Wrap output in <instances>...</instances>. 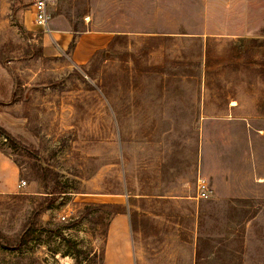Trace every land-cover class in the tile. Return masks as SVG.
<instances>
[{
	"label": "rangeland",
	"instance_id": "374dc122",
	"mask_svg": "<svg viewBox=\"0 0 264 264\" xmlns=\"http://www.w3.org/2000/svg\"><path fill=\"white\" fill-rule=\"evenodd\" d=\"M32 3L0 0V150L27 181L0 192V264H98L121 209L136 264H264V0H56L47 28ZM63 26L114 39L75 64L44 43Z\"/></svg>",
	"mask_w": 264,
	"mask_h": 264
},
{
	"label": "crops",
	"instance_id": "0c3cea01",
	"mask_svg": "<svg viewBox=\"0 0 264 264\" xmlns=\"http://www.w3.org/2000/svg\"><path fill=\"white\" fill-rule=\"evenodd\" d=\"M72 48L75 64H86L96 52L110 45L112 31L79 33L69 26L55 27L44 36V43L56 44V51L65 53ZM21 170L19 165L0 150V192L9 193L18 188ZM103 264H136V250L132 237L131 217L127 210L111 216L103 249Z\"/></svg>",
	"mask_w": 264,
	"mask_h": 264
},
{
	"label": "trees",
	"instance_id": "16d2710c",
	"mask_svg": "<svg viewBox=\"0 0 264 264\" xmlns=\"http://www.w3.org/2000/svg\"><path fill=\"white\" fill-rule=\"evenodd\" d=\"M77 31V30H75ZM74 44H75V39L74 41L71 43V46L70 48H73L74 47ZM1 104V102H0ZM0 134L3 135L10 143H12V145H16V142H14L12 136L10 135L9 132H7L2 126H0ZM24 150L26 151H30L29 148H27L26 146H23L22 147ZM46 181V178L44 179ZM62 191L58 190V188H55L54 191H52V195H55V194H58V193H61ZM52 199H49L48 201H50ZM108 205H114V204H107V203H104V204H95V203H89V204H86V208L88 210H91L93 207H101V206H108ZM122 211H125V209H121V210H117L115 211V213H118V212H122ZM114 213V214H115ZM81 218H78L75 222V224H77L79 222ZM33 222L30 224L28 223V225L26 226V228L23 230L22 234L20 235L19 239L16 241V243H14V249H22L23 246H25L28 242V239H29V234H30V230L33 229L30 227V225H32ZM74 224V223H73ZM35 227V225L33 226ZM60 237H62L67 243H70V244H76L74 243V241L69 238L68 236H66L65 234H60L59 235ZM95 257H97L100 261L98 264H103V259H104V254L102 253L101 255H99L96 251L93 253Z\"/></svg>",
	"mask_w": 264,
	"mask_h": 264
},
{
	"label": "built area",
	"instance_id": "2783aa9c",
	"mask_svg": "<svg viewBox=\"0 0 264 264\" xmlns=\"http://www.w3.org/2000/svg\"><path fill=\"white\" fill-rule=\"evenodd\" d=\"M56 0H33L32 7L34 11V21L43 28H47L51 19L50 7ZM50 30V29H49ZM27 185V181L22 179L18 183V188H23ZM198 189L202 198H208L209 188L207 183L201 179L198 182Z\"/></svg>",
	"mask_w": 264,
	"mask_h": 264
}]
</instances>
